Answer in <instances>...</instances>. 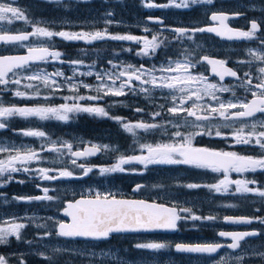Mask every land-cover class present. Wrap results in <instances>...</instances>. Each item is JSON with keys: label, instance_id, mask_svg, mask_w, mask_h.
Instances as JSON below:
<instances>
[{"label": "snow or ice", "instance_id": "snow-or-ice-1", "mask_svg": "<svg viewBox=\"0 0 264 264\" xmlns=\"http://www.w3.org/2000/svg\"><path fill=\"white\" fill-rule=\"evenodd\" d=\"M47 3H61V0H46ZM83 2V0H81ZM15 0L11 3L0 0V44H16L19 43L21 47L26 48V52L23 55H0V85L4 88H0V91L7 90L9 84L21 85L22 80H27L29 83L23 85L25 89H32L29 94L28 91H21L17 88L13 95L15 97L32 99L40 95V85L49 89L54 94L62 85L53 77H63L62 71H55L53 73H47L43 70L30 72V74L20 77L17 70L30 69V66L36 62H46L49 59L56 61L60 60L63 53L52 49L48 46H34L32 44H26L24 42L30 41V38L40 37L46 38L51 41L54 37H59L64 41H85L92 43L98 40H115V41H136L142 43L143 47L137 53V55H150L154 54L156 49L160 47L163 41H158V37L153 35L151 39L147 37H137L134 35H113L107 31H95V32H72V31H53L47 27L40 26L41 22L30 21L26 15L25 10L20 7L13 6ZM214 0H168L165 4L148 3L144 6L149 8H169L175 7L179 9H189L194 5L213 4ZM111 15V13H108ZM238 15V14H237ZM235 18V16L231 17ZM151 19V18H149ZM230 19V16L226 13L213 12L210 20L216 22V27H200V28H174L171 29L176 34L177 39L187 37L192 39L193 35L197 32H209L227 39H251L255 36L259 29L257 21H251V27L249 31L234 30L230 28L226 21ZM14 21H23L26 24H30L32 31L24 32L19 31L17 33H9L4 28V22L12 24ZM156 23L162 24L163 21L156 19ZM112 21H106V24H111ZM145 31H148L145 29ZM264 44V40L261 41ZM199 46V45H198ZM130 51V49H128ZM252 53V50H249ZM255 59L264 61V54H254ZM206 61L212 67V72L219 76L220 80H223L225 76L235 77L239 79L238 73L230 68H227L225 60H218L204 56L201 60L191 61L188 56H183V60H171L169 59L167 67L161 66L160 69H145L143 65L139 68L133 65H122V70L118 73H97L96 77L101 81L96 86L97 93H103V95L112 96H124L126 90L128 92L136 91V85L133 81L140 82L139 91L146 96H151L153 89H171L175 90L180 95L172 94L171 103L172 106L168 107L166 111L173 117H181L185 124H188L198 131L190 133H182L179 128L181 125L173 124L177 130L171 133L173 138L171 142H159L155 144H140L141 154L133 156L121 155L117 163L109 167H100L99 171L103 174L125 172V165L138 163L143 165L146 169L149 165H187L197 169L211 170L212 172L223 173V178L219 179L213 184H197L188 183L185 185H177L178 187H186L188 189L207 188L210 192L217 194H232V195H246L255 194L261 198H264V186L250 187V185H256L257 181L248 179H231L229 173H245L256 172L257 170L264 171V155L259 157H253L249 155H241L235 151H223L215 150L206 147L193 146V139L196 136H216L223 139L232 137L234 143L237 145H250L259 147L264 150V120H255L248 123L249 118H254L257 113L264 114V67H260L258 72L260 73V82L254 87L259 91H253L250 87L252 85V79L250 73H244V76L248 79L246 83L242 82L241 86L246 87L248 91H251L252 99L243 100L236 98L234 100H222L216 93L228 92L231 89L227 86H218L214 83H208L207 77L203 74H193L190 70L195 68L197 63ZM64 62V61H61ZM71 64H82L83 61L74 60L70 61ZM111 63V61H109ZM245 63V61H240ZM113 67H116L113 65ZM160 71L161 73H169L170 75H161L157 77L154 73ZM12 74L15 79H10L9 74ZM84 75H92L93 73L87 72ZM75 75V72H74ZM107 76V80L111 81V84L105 81L104 77ZM126 77V79H121ZM70 78H65L69 80ZM117 81H120L117 85ZM35 82V83H32ZM144 85H151V87H144ZM72 89H76L75 83L71 84ZM83 87L88 88L90 85L84 84ZM204 96L210 97L211 101H215V104L208 103L206 106L201 103ZM235 96V93H233ZM103 96L97 95L92 97L77 96L74 99L84 100H98ZM45 100L49 99L48 96L44 97ZM64 99H68L65 97ZM189 103L191 106L189 107ZM164 109V105L159 106ZM136 112H143V109L137 108ZM86 112L95 114L101 117H108L115 120L121 125L122 129L132 134L133 137L137 136V130H143L145 132L160 129L162 124L158 123H146L144 121H138L135 123L127 122L122 117H110L109 113L103 107H84L80 104H60L58 106H17L15 104L5 105L0 102V130L7 129L9 124V118L21 117L30 118L35 117L41 121L55 119L58 121H68L70 119L69 113ZM153 119L161 116V112L151 113ZM192 117L193 120L189 121L187 118ZM219 117L223 123L213 124L212 121ZM239 122L240 126L235 127V124ZM172 124V121H167ZM222 128H231L230 132H223ZM19 134L27 137H40L45 138L49 143V151L61 153L62 149H67L70 153L72 160L71 163L82 169V174L87 175L92 172L91 167H85L84 165H77V158L87 157L95 155L96 153L109 148L108 145H95L86 147L82 151H73V146L68 141H56L48 138L47 133L38 129H21ZM45 149L42 147L39 151L29 146L22 145L21 147L4 146L0 144V153H8L6 158L0 159V177L6 178L0 180V187L12 181L13 177L11 173L16 172H36L41 180H56L59 178L73 177L74 173L67 169H48L37 168L30 169L26 165L31 161H39L42 159L40 152ZM116 149H113L115 151ZM64 154V153H61ZM136 171V169H132ZM50 172H56V175H50ZM18 183H24L23 180L17 181ZM234 186V190H233ZM39 187V185H37ZM145 186L137 184L133 191H140ZM154 187H162L161 185H154ZM44 195L36 197H20L14 196L12 199L16 201L31 202L33 200H53L54 197L48 195L49 189H42ZM8 201L5 200L4 203ZM228 207H234V205H227ZM66 216L71 217V222L60 221L57 224L56 235L65 238H83L86 240H108L113 234H120L126 232H150L154 230H177L178 222L181 220L195 221H213L216 220L215 216H200L197 215L192 208L178 207L175 203L172 206L157 203L155 201L149 202L147 200H129L118 199L111 193L96 192L94 198H81L75 201L67 202V207L63 209ZM51 219V218H49ZM224 220L233 224H251L253 220H259L261 224H264V218L260 217H224ZM7 226L0 227V244L7 243L8 237L15 236L17 240L21 238V230L26 227L24 223H16L14 220L5 221ZM37 227H46L45 225H38ZM52 233L46 232L44 235L48 236ZM220 237H230L232 243L227 245L231 249H238L241 247V241L246 240L248 237H255L261 235L258 231H245V232H225L218 233ZM31 243V241H29ZM138 250H146L154 254L160 250L173 247L170 242H157L148 241L136 243L133 246ZM177 252L185 253H216L218 249L224 247L221 244L212 243H197V244H185L177 243L174 245ZM65 251L64 249L54 248L53 252ZM78 254L83 255L82 252ZM264 258V252L254 253ZM43 256V253H41ZM91 255H96L92 253ZM104 256L111 255L113 259L120 260L116 257L115 253L106 252L102 253ZM51 260V257H45ZM235 259L237 264L243 261V256H237L235 258L222 257L218 264H229V260ZM0 264H7L5 257L0 256Z\"/></svg>", "mask_w": 264, "mask_h": 264}, {"label": "flooded vegetation", "instance_id": "flooded-vegetation-1", "mask_svg": "<svg viewBox=\"0 0 264 264\" xmlns=\"http://www.w3.org/2000/svg\"><path fill=\"white\" fill-rule=\"evenodd\" d=\"M5 2L11 3L12 0H5ZM177 2H179V0H177ZM148 3L165 4L168 3V0H83V2H81V0H61V3L59 4L47 3L46 0H15L13 5H17L25 10L30 21L36 22L40 19V22L44 27L53 31L66 30L72 32H92V30H95L93 22L96 17L98 21H101L100 19L105 18L103 14L106 13L109 19L112 18L117 23L116 26H113L114 29H112L110 24H105L104 21H101V24L97 23V25L102 27L103 30L106 28L109 33L111 31H118L120 33L125 31V29H122V27L118 25L121 20H128L131 23L128 30H132L133 32L131 35L137 37H147L148 39H151L153 35H156L158 37V41H163L154 54L142 56L137 55V53L141 50L143 45L142 43H138L136 41H115L106 39L87 43L85 41H64L59 37H54L51 41L46 38L33 37L30 38V41L24 43L32 44L34 46H48L62 52L63 56L60 60L56 61L49 59L46 62H36L30 66V69L38 68L49 73L59 70L67 75L68 78L80 79L72 74V69L75 66L88 67L89 65H95L98 68H109L111 66L109 61H111L112 55L127 58L131 62L133 61L136 66L140 67L143 65L145 69H160L161 66L167 67L169 59L183 60V56H188L189 60L193 62L201 60L204 56H208L209 58L225 60L227 62L225 66L236 71L239 79L227 78L223 81L220 80V78L212 72L211 65H209L206 61L197 63L195 68L190 71L195 74L210 76L215 81L218 80L219 83H226L242 80L245 77L244 73H250L251 77H256L258 74V67H264V61H255L253 54L249 52L251 49L252 52L254 50H258L264 54V44H261V41L264 40V0H214L213 4L194 5L189 9H179L175 7L149 8L144 6ZM213 12L228 14L230 19L226 21V23L234 30L249 31L251 21L253 20L257 21L260 27L253 38L234 40L224 39L215 33L209 32H197L193 35L192 39H188L187 37L177 39L176 34L171 31L173 28L191 29L200 27H216L218 24L210 20ZM108 13H111V15H108ZM233 16H235V18H231ZM155 19H160L163 23H156ZM145 29L148 31H145ZM6 31L9 33H17L19 31L30 32L32 31V28L30 24H26L23 21H14L10 29ZM128 48L130 51L127 50ZM25 52L26 48L21 47L19 43L0 44V55H14ZM74 60H80L83 61V63L73 65L70 61ZM240 61H245V63H240ZM11 75L12 74L10 73V76ZM121 79H126V77H122ZM86 80L94 81V78L89 77L86 78ZM117 82L120 83V81ZM133 83L138 87V81H133ZM252 84L256 85L257 83L254 82ZM108 98L109 101H114L112 97ZM141 98L142 97L135 98L136 104ZM252 98V94L249 93L247 94L246 101L251 100ZM117 99H120V97ZM160 100L161 99L159 98H150L147 100L148 105L141 106V104H137L138 108L143 109V112L139 113L140 116L148 117L150 113L157 112L155 108L156 102L154 101ZM150 101H153V103L150 104ZM91 103H93L92 100H90V104ZM112 106L117 107L120 111V114L115 115V117L120 116L126 120L127 115H123V113L128 110V107H126L127 104L124 106L114 104ZM103 107H105L107 111L110 105L106 104ZM263 118L264 114L257 113L254 118H249L248 120H262ZM213 141L214 143H211L206 140L205 144L209 147H220L218 140ZM233 148L235 149L234 151L242 155H249L253 157L264 155V150H261L256 146L241 145ZM44 151H41L40 155H44ZM101 157H104L105 160L101 161ZM118 158L119 156L115 151L108 152L107 150H104L100 156L86 161L92 162L93 164L100 163L104 167H109L117 163L116 160ZM0 159H4L3 154H0ZM34 162L38 165L41 164L36 161ZM26 166L30 168L31 162H28ZM166 166L170 169V165ZM42 167L39 166V168ZM129 167L130 166L127 165V168H125L128 172L131 171V168ZM34 169H37V166L34 167ZM150 170L158 171L159 175L165 174L162 165H152ZM189 170L192 171L190 167ZM7 175L8 174L6 173L5 177H0V180L6 178ZM11 175L13 177L12 181L5 184L3 187H0V227L7 226L5 221L12 220L16 223H24L26 227L21 230V238L19 240H17L15 236H10L8 237L7 243L0 244V256L5 257L7 264H78L73 261L74 257L78 260V256L74 252H53V250H47L43 247L47 242H51L55 239L69 242L70 245L76 242H90V244H94L97 248L104 250L109 249L106 250L109 252L117 251L118 255H124L127 259L129 257H137L139 250L135 249L133 247L134 245H129L128 254L127 250L125 251V247H127L126 244H128L125 238L127 235H112L110 239L101 241H79L77 239L63 238L57 236L56 234L45 236L44 234L46 232H50L47 231L46 226L47 221L50 219L44 218L47 213L46 200H33L31 202H25L12 199L14 196L36 197L44 195L42 189L45 187L42 185L41 179L35 175L32 185L30 182L31 172L25 173L21 171L11 173ZM155 175L156 173L154 172L152 176L153 181L156 182ZM236 175V178L238 179L257 181L256 185H250V187L264 186V171L257 170L256 172L236 173ZM20 180H23L24 183L17 182ZM181 180L182 179L179 178L177 182ZM137 184L146 186L144 181L133 184L129 183V185H126L129 191L126 190L123 196L145 197L142 195L141 191H133L135 185ZM37 185H39V187H37ZM208 194L209 196L211 195L210 192H208ZM250 197L260 198L255 194H246L243 195L242 199L250 200ZM236 199L239 198L235 196L232 201ZM5 200L8 202L4 203ZM33 214L41 215L36 222L32 220ZM226 214L227 213H224L221 216L222 218L217 223L218 227L216 226L215 229H209V231L214 234L201 235V237L205 240L199 242L230 244L232 243V240L224 239V237H220L218 233L221 231L232 232L256 230L260 232L261 235L250 237L241 241V247L237 251H234L229 247H224L217 257L224 251L238 253L244 250L247 245L254 242H258L260 248H264V224H261L259 220H253V223L249 225H231L224 220ZM39 215H35V217H38ZM245 215L253 218H262L261 214L257 212ZM38 225H45L46 227H37ZM56 231L57 227H55V233ZM147 235L156 236V234ZM29 241H31V243H29ZM172 245L173 247L167 249L168 256H171V258L173 257L178 261H182L187 260L189 256H192L176 253L174 251L175 243ZM41 253H43V256ZM45 257H51V260L46 259ZM119 258V261L109 258L107 260H101V262L106 261L109 264H122V257ZM199 258H208V256H199ZM95 261L98 262L99 260Z\"/></svg>", "mask_w": 264, "mask_h": 264}, {"label": "rangeland", "instance_id": "rangeland-1", "mask_svg": "<svg viewBox=\"0 0 264 264\" xmlns=\"http://www.w3.org/2000/svg\"><path fill=\"white\" fill-rule=\"evenodd\" d=\"M224 1V0H223ZM5 2V0H4ZM16 7H19L17 5H13ZM105 18L100 19L101 21H104L106 24V21L111 20L112 23L110 24L112 26V29H114L113 26H116L117 23L115 22L114 19L108 18L107 14H103ZM37 21H41L38 19ZM101 21L96 19L94 20L93 24L95 27V30H92V32L95 31H104L102 27L98 26V24H101ZM130 22L128 20H121L118 26L122 27V29H125V31H122V33L118 31H111L110 33L113 35H131L133 32L132 30H128L130 27ZM12 24H7L4 22V28L5 30L10 29ZM40 26H43V24H40ZM44 27V26H43ZM40 38V37H37ZM129 49V48H128ZM127 49V50H128ZM140 51V50H139ZM128 52V51H127ZM253 57L255 59L254 54H262V52L258 50H254L252 52ZM145 56V55H142ZM255 61L260 62L261 60L255 59ZM115 65L116 67H113ZM122 65H133L137 68L139 66H136V64L127 58L124 57H119L117 55H112L111 56V66L109 68L103 67V68H98L95 65H89L88 67H82V66H75L72 69V74L77 76L80 79H72L70 78L69 80H65V78H68L67 75L64 74L63 77H53V79L57 80L62 87H60L58 90H56L53 93L49 89L44 88V86L41 84L40 85V95L38 97H34L32 99H27V98H20V97H15L13 95V92L19 88L21 91H28L29 94L33 91L32 89H25L23 87L24 84L29 83L27 80H22L21 85L17 86L14 84H9L7 87V90L5 91H0V102H3L5 105H12L14 104V101L12 99L16 98L19 100L21 103L20 105L17 106H36V105H46V106H58L60 104L68 103V104H80L84 107H103L106 104H109L110 106L120 104V105H128L131 104L130 108L133 112V116H127L126 120L127 122H138V121H144L146 123H158L162 124L163 127L160 129L152 130L145 132L143 130H137V136L133 137L132 134L125 132L122 127L121 130L126 133L127 137H130L128 141L125 142L127 145H120L118 143H111V142H100L96 140H92L90 138H86L82 136L81 134L77 133L72 128V122L73 118L72 116L76 113H69L70 119L68 121H58L55 119H50L46 121H41L35 117H30V118H21V117H12L9 118L8 121V128L0 130V144H3L4 146H15V147H21L22 145L29 146L33 149L40 150L42 147L45 149L44 155H41L42 159L36 162L41 163L38 165L34 161H31V169H34V167L37 166H43L42 168H48V169H67L69 171H72L74 175L80 174L82 178L72 180L70 179H56V180H41L42 185L45 188L49 189L48 195L54 197L55 199L49 200L46 204V214H45V219L51 218L50 222H56L58 223L59 221L62 220V208L64 205V201L62 202V205L60 206V198L61 197H66V199L69 198H74L76 196L80 195H95L96 192L100 193H111L114 194L115 196L117 195H123L125 194L126 190L128 188L126 185H129V183H140L142 181L145 182V187L142 188L140 191L142 192L143 196H147L148 198L152 199H158L161 201H168L171 202L172 204L175 203L179 207H189L192 208L194 211V206H197L199 209H202V207L205 205L203 202L209 203L211 201V198L208 194L210 192L207 188H197V189H188L186 187H178L177 185H185L188 183H197V184H213L216 183L219 179L223 178V173H217V172H212L211 170H206V169H197L193 168L191 166L187 165H170V169L167 168L166 165H162V168L164 169L165 174L159 175L158 171H152L150 170L152 168V165H149L146 169L144 168L143 165H140L138 163L130 164L129 168H131V171L125 172H116V173H109V174H101L99 171L100 167H104L102 164H93L92 162L88 161H77V165H84L85 167H91L93 169L92 172L88 173V175H83L82 174V169L73 165L71 163L72 157L70 153L67 152V149H62L61 153H57L54 151H49L47 150L50 145L46 141L45 138H40V137H27L19 134V130L21 129H38L41 131H44L47 133L48 138L51 140H56V141H68L69 143L72 144L73 150L76 148H79L83 146L85 143H98L99 145H108L109 148L106 149L108 152L113 151V149H116L115 152L118 154L120 157L121 155L124 156H133V155H139L141 154V149H140V144H155L159 142H171L172 137L171 133L176 131L177 129L173 127V124H179L181 127L179 130L182 133H190V132H195L198 131V129L185 124L184 119H183V114L181 117H173L171 116L166 109L168 107L172 106L171 103V95L176 94L180 95L179 93H176L175 90L171 89H153L151 96H146L144 93L139 91V84L138 82V87L136 91L134 92H128L126 90V95L124 96H119L120 99H117V96H112V95H103V93H97L96 91V86L101 83L99 79H97L96 74L97 73H118L119 71L122 70L121 66ZM263 67V66H261ZM260 68V67H258ZM41 69L38 68H32V69H25V70H20L18 71V75L20 77L26 76L30 74V72H35ZM46 72V71H45ZM91 72L93 73L92 75H84L83 73ZM49 73V72H47ZM157 77L161 75H170L169 73H161L160 71H156L154 73ZM195 74V73H193ZM206 76V75H204ZM93 77L94 81H88L86 78ZM207 77V82L208 83H214L217 84L218 86H227L231 89V91L228 92H217L216 94L222 99V100H234L236 98L246 100L247 99V94L251 93V91H248L246 87H242L241 84L242 82L246 83V80L248 79L247 77H244L240 81H232V82H226V83H219L218 80H214L210 76ZM10 79H15L17 77H13L12 75L9 77ZM260 73L258 72L256 77H251L252 83L260 82ZM105 81L107 83L111 84V81L107 80V76L104 77ZM35 83V82H32ZM75 83L77 85L76 89H72L70 87L71 84ZM117 85H119V82H116ZM84 84L90 85V87L85 88L83 87ZM255 85L252 84L250 87L253 91H259L258 89H255ZM144 87H151V85H144ZM0 88H4V86L0 85ZM64 92V93H63ZM82 92V93H80ZM80 93V94H79ZM233 93H235V96H233ZM7 95V96H6ZM53 95H57L59 98V102L52 103L49 100ZM101 95L103 96L102 99L98 100H92L93 103L90 104L91 99H84V100H78L74 99V97L77 96H84V97H92V96H97ZM48 96L49 99L45 100L44 97ZM65 97H68V99H64ZM108 97H112L114 101H109ZM137 97H142L145 99H150V98H159L161 99L160 101H154L156 102L155 108L157 112H161V116L153 117L151 116V113L149 114L148 117H143L140 116V112H136L135 109L136 107L138 108L137 104H139L135 101V98ZM87 102V103H86ZM104 102V103H103ZM89 103V106H88ZM153 101H150V104H152ZM202 104L205 106L208 103L215 104V101H211L210 97L204 96L203 100L201 101ZM164 105V109H161L159 106ZM189 107L191 104L189 103ZM105 108V107H103ZM106 110V109H105ZM79 113V112H78ZM86 113V112H83ZM90 114V113H89ZM120 117V116H118ZM16 119L17 121L21 122L20 126L18 128H13L10 129L11 121ZM189 121L193 120L194 118L188 117L187 118ZM264 120V118L262 119ZM30 121H34L37 124H33ZM167 121H172V124L167 123ZM253 120H248V123H251ZM30 123L27 128L21 126L22 123L26 124ZM213 124L220 123L222 124L223 121L217 117L215 120L212 121ZM67 124L71 128L68 130H65L63 135L61 136H53L52 132H54V129L60 130L62 125ZM121 126V125H120ZM240 124L237 122L235 124V127H239ZM223 132H230L232 131L231 128H222L221 129ZM10 131V132H9ZM9 135H8V134ZM209 141L211 143H214L213 140H218L220 147H209L208 145L205 144V142ZM201 142L202 144H200ZM135 144L133 147L128 146L129 144ZM193 146L195 147H206L210 149H215V150H223V151H234L235 149L233 147L235 146H241L237 145L234 143V140L232 137H229L228 139H223L221 137H216V136H196L193 141ZM215 145V144H214ZM110 150V151H109ZM133 150V151H132ZM132 151V152H131ZM236 152V151H235ZM3 154L4 158L8 155V153H0ZM242 155V154H241ZM105 157V156H104ZM101 157L100 160L104 161L105 158ZM103 159V160H102ZM118 160V159H117ZM116 160V161H117ZM55 165H58L55 167ZM178 166H185V167H178ZM127 168V165L124 166ZM189 167L191 170H189ZM80 169L79 173H76L75 170ZM132 169H136V171H132ZM147 171H152L155 172V181H151L149 183V177H147L145 174ZM50 175H56V172H50ZM127 175V179L124 181H119L121 178V175ZM240 174V173H238ZM35 175L39 177L36 172L33 171L30 177V182L33 185ZM183 176V177H182ZM229 176L231 179H238L236 178V173L231 172L229 173ZM181 178L182 180L177 182ZM158 179V181H157ZM176 181V182H175ZM149 183V186L148 184ZM154 185H161L162 187H154ZM234 190V186H233ZM129 191V190H128ZM146 191L154 193L153 195L149 196L145 194ZM200 193V194H199ZM211 195H219L220 196V202L217 204L218 205V210L214 209H208L206 210V216H215L217 217L216 220L213 221H191L187 220L186 224L187 226L184 228L183 231H181L179 234H174V235H159L156 234V236H149L147 234H142V235H127L125 238L128 242L126 244L127 247H125V251L127 250V254L129 253V245H135L136 243H141V242H148V241H157V242H170L171 244L176 243L177 241H182V242H199L205 240L199 234L197 235L198 237L195 238H189L186 234L189 233L190 230H195L197 229L199 233H202L206 229L213 228L215 229L217 226V223L220 221L222 218L221 216L218 217L222 211L226 212L228 211L227 208H237L238 207V202H245L242 200L243 195H232V194H217L214 192H210ZM44 194V193H43ZM195 195V196H194ZM237 196L239 199H234V197ZM251 198V197H250ZM64 200V199H63ZM47 201V200H46ZM248 202L251 204L255 205L254 212H257L261 214V217L264 218V198H251ZM227 205H234V207H228ZM195 212V211H194ZM197 215H200V212H195ZM244 214V213H242ZM246 214V213H245ZM35 215L39 214H33L32 215V220L36 222V220L41 216L39 215L38 217H35ZM49 221V220H48ZM56 227V225H55ZM218 227V226H217ZM147 235V236H146ZM45 249L53 250L54 248H60L64 249L65 251H61L64 253H71L74 252L78 257L76 260V257L73 258V261L77 262L78 264H109L108 262L104 261L101 262V260H107L109 258H113L111 255L109 256H104L102 253H106L109 251V249H100L94 246V244H90V242H76L72 245L69 244V242L61 241V240H53L51 242H47L44 246ZM169 249V248H168ZM78 252H82L83 255L78 254ZM257 252H264V248H260L258 242H254L252 244L247 245V247L236 253H232L229 251H224L219 255L218 257H208V258H199V256H189L187 260H182L178 261L175 258H171V256H168L167 249L160 250L159 252H156L154 254L150 253L149 251L146 250H139L137 257H129L128 259L124 255H118L117 251L116 252H111L115 253L117 257H122V264H218V262L221 260L222 257L227 258V257H232L235 258L237 256H243L244 259L240 264H264V258L260 257L259 255H255L254 253ZM92 253H95L96 255H91ZM125 259V260H124ZM95 260H99L98 262ZM229 264H237L235 259L229 260Z\"/></svg>", "mask_w": 264, "mask_h": 264}, {"label": "trees", "instance_id": "trees-1", "mask_svg": "<svg viewBox=\"0 0 264 264\" xmlns=\"http://www.w3.org/2000/svg\"><path fill=\"white\" fill-rule=\"evenodd\" d=\"M80 93H82V92H80ZM12 100L14 101L15 105H20V103H21L16 98H14ZM147 100L148 99L141 98L138 103L141 104V106L148 105ZM49 101L52 103H56V102H59L60 100H59L57 95H55V96L53 95V97H51V99ZM131 106H132L131 104H128L126 107H131ZM107 112L109 113L110 117H115V115L120 114L119 109L117 107H114V106H110L108 108ZM134 113L135 112L131 111V109L128 108V110H126V112L123 113V115L133 116ZM72 118H73L72 119L73 120L72 128L75 131H77V133L81 134L82 136H84L86 138H90L92 140L100 141V142L118 143L120 145H124L127 147L125 142L128 141L131 136L127 137L126 133H124L121 130L120 124H118L115 120L109 119L108 117H101V116H97V115H93V114H89V113H83V112H79V113L74 114L72 116ZM30 122H32L33 124H37L34 121H30ZM20 123L21 122L14 119L13 121H11L10 129H13V128L17 129L18 126H20ZM29 125H31V124L26 122V124L22 123L21 126L27 128ZM70 128L71 127L68 126L67 124L62 125L60 130H58V129L56 130L53 128L54 132H52V135L59 137V136L63 135L65 130H68ZM199 143L202 144L201 142H199ZM134 145L135 144L133 143V144H129L128 146L133 147ZM57 166L58 165H55V167H57ZM75 172L79 173L80 169L75 170ZM32 173L33 172H31V174ZM153 174H154V172H152V171H147V173L145 174L147 177H149V183H151V181H153V176H152ZM126 179H127L126 175L122 174L119 181H124ZM124 183H126V181H124ZM149 183H147L148 186H149ZM145 194H147L149 196L153 195V193L149 192V191H146ZM210 198H211V201L209 203L203 202L205 205L202 207V209H199L197 206H194V211L200 212V216H206V210H208V209H214V210L220 209V208H218V205H217L220 202V196L214 194V195H210ZM61 199L63 202L66 200V197H64V196L61 197L60 202H61ZM242 200H244L245 202H238L239 204H238L237 208H227L228 211H226V212L227 213H233V214H242V213L252 214L254 212L255 205L248 202L249 200H246V199H242ZM48 201L49 200H47L46 202H48ZM62 202L60 203V206L62 205ZM223 214H224V211H222V213L218 217L222 216ZM50 221L51 220L47 221V223H46L47 231H50L53 235V234H55L56 223L50 222ZM179 226H180V232L183 231L184 228L187 226L186 221L181 220ZM198 234H199V236H201V235H210V234H214V233L209 231L208 229L204 230L202 233H199L198 230L195 229V230H190L189 233L186 235L189 238H195V237H198L197 236Z\"/></svg>", "mask_w": 264, "mask_h": 264}, {"label": "water", "instance_id": "water-1", "mask_svg": "<svg viewBox=\"0 0 264 264\" xmlns=\"http://www.w3.org/2000/svg\"><path fill=\"white\" fill-rule=\"evenodd\" d=\"M156 20V19H155ZM174 29V28H173ZM14 34V33H13ZM224 39H227V38H224ZM230 40H234V39H230ZM23 54H25V53H21V54H14V55H23ZM227 67V66H226ZM227 68H229V67H227ZM216 75V74H215ZM216 76H218V75H216ZM219 77V76H218ZM227 78H235V77H230V76H225L224 77V79L223 80H225V79H227ZM222 80V81H223ZM93 144H90V143H87V144H85L82 148H76L74 151H76V150H83L84 148H86V147H91ZM96 145V144H95ZM103 151V150H102ZM102 151H100V152H98V153H96L95 155H91V156H87V157H80V158H77V160H86V159H89V158H95V157H97V156H99L101 153H102ZM88 175V174H87ZM71 177H65V178H60V179H70ZM73 178H78V179H80V178H82V176L81 175H75V176H73ZM94 198V196H78V197H76V198H74V199H71V200H68V201H66L65 202V205H64V208L65 207H67V202H69V201H75V200H78V199H81V198ZM116 198H118V199H129V200H147V201H149V202H152V201H154V200H148V199H143V198H132V197H116ZM155 202H157V203H161V204H165V205H167V206H172L173 204H168V203H164V202H158V201H155ZM63 208V209H64ZM62 215H63V218H64V220H62V221H64V222H71V217H69V216H66L65 215V213H64V211L62 210ZM228 217H248V216H246V215H227ZM228 223V222H227ZM228 224H231V225H249V224H233V223H228ZM179 230V222H178V227H177V230H154V231H150V232H126V233H120V234H135V233H176L177 231ZM245 231H254V230H245ZM245 231H232V232H245ZM256 231V230H255ZM113 235H115V234H113ZM63 238H65V237H63ZM248 238H250V237H248ZM67 239H71V238H67ZM77 240H86V239H83V238H76ZM224 239H230L231 240V238L230 237H224ZM247 239V238H246ZM89 241H91V240H89ZM177 243H185V244H197V243H189V242H177ZM176 243V244H177ZM201 244H203V243H201ZM212 244H221V245H224V247H227V245H229V244H222V243H212ZM231 244V243H230ZM224 247H222L221 249H218V251L216 252V253H212V254H207V253H185V252H177L176 250H175V247H174V250H175V252H177V253H181V254H190V255H203V256H216ZM239 249V248H238ZM238 249H232V250H234V251H237Z\"/></svg>", "mask_w": 264, "mask_h": 264}]
</instances>
